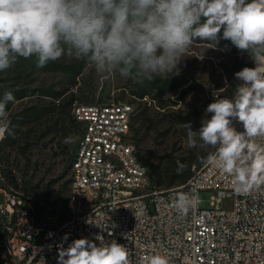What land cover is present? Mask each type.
<instances>
[{
	"label": "clouds",
	"instance_id": "1",
	"mask_svg": "<svg viewBox=\"0 0 264 264\" xmlns=\"http://www.w3.org/2000/svg\"><path fill=\"white\" fill-rule=\"evenodd\" d=\"M221 38L241 52L264 49V0H0V71L18 57L35 56L42 68L67 55L86 59L98 73L151 81L179 75L194 40L216 48ZM251 57L256 66L234 74L241 83L233 97L214 92L199 129L185 123L189 147L215 149L201 163L218 168L242 194L264 189V142H258L264 137V61ZM13 99L11 92L0 98V130L8 129ZM192 201L181 194L174 206L183 214ZM129 257L125 245L97 234L61 245L58 264H131ZM141 264L169 260L156 253L141 257Z\"/></svg>",
	"mask_w": 264,
	"mask_h": 264
},
{
	"label": "built area",
	"instance_id": "2",
	"mask_svg": "<svg viewBox=\"0 0 264 264\" xmlns=\"http://www.w3.org/2000/svg\"><path fill=\"white\" fill-rule=\"evenodd\" d=\"M109 102H116V109H109ZM126 104L127 100L82 102L81 109L72 113L79 130V160L71 168L68 185L91 179L93 187L70 193L69 217L55 225L41 220L37 199L10 182L14 174L9 161H0L4 197L0 264H58L61 245L67 248L85 237L94 240L97 234L125 245L131 264H141V257L156 253L166 255L169 264H264V189L237 193L228 176L202 164L180 185L158 189L153 183L151 193L132 194L135 184L151 176L142 175L138 147L124 148L120 137L113 135V127H132L124 123ZM76 115H85L86 123H77ZM4 137L0 130V138ZM111 145H118V152L102 157V149L111 150ZM112 157L126 159L134 178L121 177L118 166L111 165ZM118 179H125V187H118ZM97 182H105V189H97ZM202 190L212 192L208 207L201 206ZM181 194L193 197L183 214L174 206Z\"/></svg>",
	"mask_w": 264,
	"mask_h": 264
},
{
	"label": "rangeland",
	"instance_id": "3",
	"mask_svg": "<svg viewBox=\"0 0 264 264\" xmlns=\"http://www.w3.org/2000/svg\"><path fill=\"white\" fill-rule=\"evenodd\" d=\"M213 47L214 43L194 40L178 66L179 75L161 76L182 83L164 96L154 93L139 98L133 91L144 78H123L118 72L98 73L86 59L67 55L54 61L63 65L61 70L38 68L37 58L32 56L17 59L2 71L0 98L3 93L14 90L38 93L8 103L5 137L15 136V141L5 144V137L0 138V161H9L14 174L10 182L37 199L34 204L42 221L55 225L69 217L65 198L71 193L68 184L79 138L71 108L61 107L60 100L52 95L66 90V96H75L73 105L112 100L131 102L134 107L132 135L139 153L148 169H156L162 177L158 184L155 175L153 183L158 189L180 185L184 180L176 179L178 173L189 165L194 172L197 161L215 151L201 143L189 147L185 123L190 122L193 130H198L207 105L214 100L211 90L221 98L233 97L241 83L234 74L243 67L256 66L251 56L264 55V49L250 54L241 52L222 38ZM78 68L81 72L74 77ZM211 195L209 190L200 192L201 206H209ZM0 201L4 202L2 194ZM35 243L40 244L41 238L36 237Z\"/></svg>",
	"mask_w": 264,
	"mask_h": 264
},
{
	"label": "bare ground",
	"instance_id": "4",
	"mask_svg": "<svg viewBox=\"0 0 264 264\" xmlns=\"http://www.w3.org/2000/svg\"><path fill=\"white\" fill-rule=\"evenodd\" d=\"M260 60L264 61V55L257 56ZM82 102L76 103L73 106L72 113L76 110L81 109ZM109 109H116V102H109ZM134 113L133 104L127 101L124 107V123H132V115ZM77 123H86L85 115H76ZM113 135L115 137H120V146L124 148H134L137 147L136 141L132 135V127H113ZM111 152H118V145H111V150L102 149V157H111ZM79 160V150L75 151V155L72 161V167L76 168ZM111 165L118 166V171L121 177L134 178V169L131 166H126V159H120V157H112ZM143 176H150L149 169L143 162L142 168ZM153 180L152 177H144L143 183L135 184L132 187L133 195L149 194L152 191ZM71 193L75 190H87L89 187H93V180L83 179L80 181H73L72 185H69ZM118 187H125V179H118ZM97 189H105V182H97Z\"/></svg>",
	"mask_w": 264,
	"mask_h": 264
},
{
	"label": "trees",
	"instance_id": "5",
	"mask_svg": "<svg viewBox=\"0 0 264 264\" xmlns=\"http://www.w3.org/2000/svg\"><path fill=\"white\" fill-rule=\"evenodd\" d=\"M220 35L222 37V32ZM196 41L208 42V41H202L199 39H196ZM224 41L227 43H231L230 41H227V40H224ZM208 43H214V42H208ZM21 58H23V57H18L17 59H21ZM62 66H63L62 64L60 65L59 63H56L54 61H50L47 63L45 68L48 70H61L63 68ZM80 72H81L80 68L76 69L73 73L74 77L78 76L80 74ZM0 74H2V71H0ZM181 85H182V83L180 80L169 79L168 77L156 76V77H153V79L151 81L143 79L141 82H139L136 86V89H134L133 94L139 98H144L146 96L153 95L154 93L158 94L159 96H164L167 92L172 91V90H176L179 87H181ZM66 92H67L66 90H61V91L59 90L56 93H54L52 96L55 99L60 100L59 105L61 107L65 108V107L69 106L71 108V111H72L73 106H74L73 103L75 101V96L73 94L66 96L65 95ZM11 93H12V96L14 97L13 100H17V99H20L23 97H27V96L29 97V96H33L35 94H38L32 90H29V91L14 90ZM4 94L5 93H3L2 95H4ZM42 94H44V93H42ZM0 97H1V95H0ZM61 111H63V109H61ZM133 116H134V113L132 115V122H133ZM133 138H134V136H133ZM13 141H15V136L10 138L7 135L4 138L5 144L12 143ZM135 141H136V139H135ZM139 156H140L141 160H143L144 164H146L144 161L143 155L139 153ZM197 163H198V165H197V169H198L202 165L201 160L197 161ZM156 173H157L156 169L149 170L150 176L152 178H154L156 175L158 178V181H157L158 184H161V182H162L161 178L162 177H161V175H159L158 173H157L158 174L157 175ZM192 174H193V172L191 171V166L189 165L188 168L184 172L178 173L176 179H181V180H184V182H185ZM65 200L68 201L69 197H66Z\"/></svg>",
	"mask_w": 264,
	"mask_h": 264
}]
</instances>
